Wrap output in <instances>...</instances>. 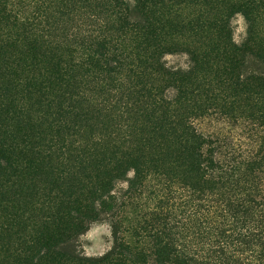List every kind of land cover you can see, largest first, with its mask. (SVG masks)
I'll return each instance as SVG.
<instances>
[{"label": "trees", "instance_id": "trees-1", "mask_svg": "<svg viewBox=\"0 0 264 264\" xmlns=\"http://www.w3.org/2000/svg\"><path fill=\"white\" fill-rule=\"evenodd\" d=\"M132 2L130 11L126 0H0V264H146L126 244L85 257L70 242L108 206L111 180L166 163L194 207L220 196V222L201 250L165 241L152 255L264 264V73L241 68L248 48L264 58V0ZM237 12L248 24L240 45ZM179 45L192 66L168 69L161 55ZM96 87L110 112L78 114L96 104L86 97ZM218 102L253 125L237 157L220 158L193 125ZM122 116L130 123L113 126Z\"/></svg>", "mask_w": 264, "mask_h": 264}, {"label": "rangeland", "instance_id": "rangeland-1", "mask_svg": "<svg viewBox=\"0 0 264 264\" xmlns=\"http://www.w3.org/2000/svg\"><path fill=\"white\" fill-rule=\"evenodd\" d=\"M126 1L132 11V0ZM130 18L137 21L142 19L139 14H132ZM229 21L233 41L237 45L244 43L248 35L245 18L237 12L232 14ZM262 30L264 33V28ZM243 60L244 65L241 68L245 74L263 75L264 58L257 56L248 48ZM161 61L168 69L184 70L192 66L188 48L181 45L172 46L169 51L162 53ZM116 82L120 84V81ZM97 91L86 93V97L88 94L96 104L89 108L82 105L81 109L76 110L78 114L94 117L110 112L101 109L105 106V95L98 89ZM217 104V108H211L206 113L192 118L193 125L203 134L213 137L217 146L216 155L220 158L237 157L244 150H248L252 140L256 139L255 135L251 134L254 131L251 129L253 125L249 124L247 118L220 114V110L216 111L220 103ZM90 108L95 110H89L88 114L86 109ZM96 111L102 113L97 114ZM124 119V116L115 118L111 123L122 128L130 123V120L124 122ZM261 135H264L263 130ZM147 168L142 169L144 171L139 175L129 168L121 175L122 177L110 181L107 187L109 197L105 198L108 206L70 242L75 253L85 257H99L116 246L126 244L136 251L143 250L147 256L146 264H171L161 257L155 258L152 255L155 244L166 241L172 247L181 246L182 249L191 251H198L206 246V239L211 236L213 226H218L220 222L218 216L220 196L213 195L211 196L213 200L201 201L198 203L200 206L194 207L189 200L186 187L178 181L180 178L176 168H170L168 163L160 169H152L150 166ZM143 229L153 235L146 237Z\"/></svg>", "mask_w": 264, "mask_h": 264}]
</instances>
